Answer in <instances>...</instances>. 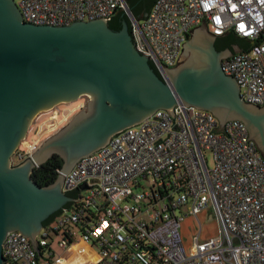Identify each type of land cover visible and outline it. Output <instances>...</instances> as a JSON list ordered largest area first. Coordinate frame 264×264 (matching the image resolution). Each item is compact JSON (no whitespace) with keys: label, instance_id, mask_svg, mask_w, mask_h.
I'll use <instances>...</instances> for the list:
<instances>
[{"label":"built area","instance_id":"built-area-1","mask_svg":"<svg viewBox=\"0 0 264 264\" xmlns=\"http://www.w3.org/2000/svg\"><path fill=\"white\" fill-rule=\"evenodd\" d=\"M17 7L24 22L53 26L108 19L128 8L127 0H18ZM125 14L136 50L166 80L163 66H176L189 31L202 19L215 36L233 31L252 41L221 68L236 80L242 100L264 105V0H155L141 22L130 10ZM85 99L40 112L12 158H31ZM176 104L173 117L157 109L80 157L62 174L63 191L76 189L78 199L40 228L36 251L19 231L8 232L5 264H76L66 252L80 255L79 242L94 250V264H264V159L247 142L242 121H226L227 135L214 133L218 120L211 112ZM205 151L212 152L210 168ZM208 210L216 224L209 236L201 218ZM189 216L197 231L187 246L183 223Z\"/></svg>","mask_w":264,"mask_h":264},{"label":"water","instance_id":"water-1","mask_svg":"<svg viewBox=\"0 0 264 264\" xmlns=\"http://www.w3.org/2000/svg\"><path fill=\"white\" fill-rule=\"evenodd\" d=\"M111 18L36 25L23 21L14 0H0V264L6 261L2 244L8 232L19 231L36 251V236L51 219L43 222L78 199L76 189L63 192L62 174L80 157L157 109L173 117L178 100L211 112L218 120L214 133L226 134L228 120L242 121L247 142L252 140L264 159V105L242 100L236 80L221 68L222 58L244 49L241 41L217 51L216 36L202 19L189 31L176 66L162 65L166 80L150 66L152 59L136 50L126 22L113 31L107 23ZM80 96L87 97L86 109L42 142L31 158L12 165L33 119ZM55 153L63 159L60 173L52 184L40 186L30 174Z\"/></svg>","mask_w":264,"mask_h":264},{"label":"trees","instance_id":"trees-1","mask_svg":"<svg viewBox=\"0 0 264 264\" xmlns=\"http://www.w3.org/2000/svg\"><path fill=\"white\" fill-rule=\"evenodd\" d=\"M154 1L155 0H127V6L134 18L140 21V19H143L144 16L148 13ZM123 21L126 22L128 31L131 35L130 22L128 17L124 13L119 12L116 16H113L110 20H108L107 23L109 28H111L113 31H119L122 28ZM236 40H239L244 44L242 46L244 49H249L252 45L251 43L246 44L247 42H249L247 41V39L238 37L233 31H229L224 35L216 36V42L220 44V46H216V48L219 50L230 48L232 46V43ZM149 63L150 66H152L154 70L159 74L154 64L151 61H149ZM62 164L63 159L61 158V156L55 153L51 155L44 163L34 168L32 179L40 186L50 185L55 181L57 177V170L61 168ZM65 205H68V202ZM57 212L51 214L43 223H46L47 221L52 219L57 214Z\"/></svg>","mask_w":264,"mask_h":264},{"label":"rangeland","instance_id":"rangeland-1","mask_svg":"<svg viewBox=\"0 0 264 264\" xmlns=\"http://www.w3.org/2000/svg\"><path fill=\"white\" fill-rule=\"evenodd\" d=\"M14 2H15V4H17L18 3V0H14ZM141 21H142V19H140V22ZM52 135H49L48 137H50ZM47 138L45 140H47ZM204 156H205V158L207 160V166L210 168L212 166V164H213V161H212V152L211 151H205L204 152ZM12 161H14L15 163H17V161L14 158H12ZM213 215H214L213 212L208 210V211L202 213V216H201V218H203L205 220L204 227L206 229L207 236L213 235L215 233V231H216V228H215L216 227V224H215L214 220L211 219L213 217ZM183 225H184V242L188 246L192 242V235L195 234L196 231H197V226H195L194 219L192 217H190V216L187 217L184 220ZM75 231H76V229H75ZM38 237H40L39 234H38ZM204 237H206V235L203 236V238ZM57 240H58L57 237H54V241L51 242L52 248L55 250L56 254L60 253V249H59V247L57 245ZM80 248L82 249V252L80 253V255H83L84 254V256H91L94 259L97 258V255H96L95 252L90 251L89 253H85L84 251L86 249H84L83 247H80ZM80 255H79V257H80Z\"/></svg>","mask_w":264,"mask_h":264},{"label":"crops","instance_id":"crops-1","mask_svg":"<svg viewBox=\"0 0 264 264\" xmlns=\"http://www.w3.org/2000/svg\"><path fill=\"white\" fill-rule=\"evenodd\" d=\"M207 32L210 34V32L207 30ZM189 38H190V36H189ZM248 41V40H247ZM247 49V48H246ZM246 49H244V50H246ZM242 51V50H241ZM230 56V55H229ZM229 56H227V57H229ZM227 57H225V58H227ZM225 58H222V60H224ZM86 104H87V97H86V99H85V107L83 108V110H85L86 109ZM202 110H204V109H202ZM81 111V110H80ZM207 111V110H206ZM77 114V113H76ZM74 116V115H73ZM72 116V117H73ZM71 117V118H72ZM70 118V119H71ZM137 124V123H136ZM135 125V124H134ZM55 134V133H54ZM63 190V189H62ZM64 192V191H63ZM65 193V192H64ZM37 238H39L38 236H36ZM78 245H79V247H83L84 249H86V251H85V253H89L90 251H93L94 252V250H91L90 249V247L87 245V244H85L84 242H79L78 243ZM67 256H70L71 257V261H73V262H75L76 264H94V258H92L91 256H84V254L83 255H80V257H79V255L78 254H75V255H73L72 253H73V251L72 250H67Z\"/></svg>","mask_w":264,"mask_h":264},{"label":"flooded vegetation","instance_id":"flooded-vegetation-1","mask_svg":"<svg viewBox=\"0 0 264 264\" xmlns=\"http://www.w3.org/2000/svg\"><path fill=\"white\" fill-rule=\"evenodd\" d=\"M213 46H214V48L217 50V51H219V49H217L216 48V46L217 47H219L220 46V44L218 43V42H216V40H214V42H213ZM179 64V63H178ZM177 64V65H178ZM12 159V158H11ZM15 164H18V163H15L14 161H12V165H15ZM34 170V169H33ZM33 173V172H32ZM32 173L30 174L31 175V178H32Z\"/></svg>","mask_w":264,"mask_h":264}]
</instances>
